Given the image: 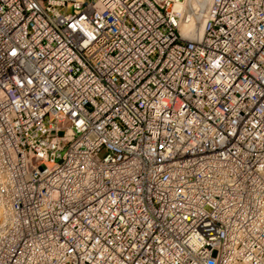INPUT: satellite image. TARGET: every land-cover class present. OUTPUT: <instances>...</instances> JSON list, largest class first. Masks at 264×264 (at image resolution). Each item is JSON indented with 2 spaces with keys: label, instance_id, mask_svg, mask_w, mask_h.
Listing matches in <instances>:
<instances>
[{
  "label": "built area",
  "instance_id": "1",
  "mask_svg": "<svg viewBox=\"0 0 264 264\" xmlns=\"http://www.w3.org/2000/svg\"><path fill=\"white\" fill-rule=\"evenodd\" d=\"M184 2L0 0V264H264V0Z\"/></svg>",
  "mask_w": 264,
  "mask_h": 264
},
{
  "label": "bare ground",
  "instance_id": "2",
  "mask_svg": "<svg viewBox=\"0 0 264 264\" xmlns=\"http://www.w3.org/2000/svg\"><path fill=\"white\" fill-rule=\"evenodd\" d=\"M191 8L192 9L195 8V0H185V2L183 4H180V5H178L175 8V11L185 14V13H189V11L191 10ZM202 20H203V18H201V16H200L198 18V21L197 22H195L194 20H192L189 23L182 24L180 26V29H181L182 33L183 34H185V33H191L193 28H196L195 30L199 31L200 30L199 27L202 24ZM0 160H1V158H0ZM21 160L22 159H20L19 161H17L15 164H14V162H11L14 165H8V164L2 165L0 167V173L6 172V171H14L15 168L17 167V165L21 162ZM24 160H25L24 161L25 164H28L29 161L31 162V160H33V158L32 157L31 158H28V159L26 158ZM48 173L54 174L52 178L54 179V181H55L56 184H59L60 183V176L61 175L60 176L58 175L56 168L49 169L48 170ZM65 173H66L65 171L61 170V173L60 174H65ZM66 178L67 177H64V178H62V180L64 181V180H66ZM243 254H244L245 259L250 264H258L260 262V260H258L257 257H256V251L255 250H251V251L245 252ZM237 256L238 255L235 252L234 257H237Z\"/></svg>",
  "mask_w": 264,
  "mask_h": 264
}]
</instances>
